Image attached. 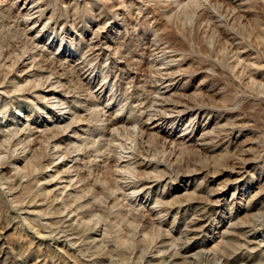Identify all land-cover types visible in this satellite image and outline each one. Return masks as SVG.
Wrapping results in <instances>:
<instances>
[{
	"label": "rangeland",
	"instance_id": "obj_1",
	"mask_svg": "<svg viewBox=\"0 0 264 264\" xmlns=\"http://www.w3.org/2000/svg\"><path fill=\"white\" fill-rule=\"evenodd\" d=\"M240 1L0 0V264H264V0Z\"/></svg>",
	"mask_w": 264,
	"mask_h": 264
},
{
	"label": "bare ground",
	"instance_id": "obj_2",
	"mask_svg": "<svg viewBox=\"0 0 264 264\" xmlns=\"http://www.w3.org/2000/svg\"><path fill=\"white\" fill-rule=\"evenodd\" d=\"M224 2L227 3H233V1H238L240 4V0H222ZM235 3V2H234ZM233 5V4H232ZM23 9L27 10L28 7H27V3L25 2L24 5H23ZM33 10V9H32ZM99 44V43H98ZM178 82V79L175 78L174 80H171V79H167L165 80V87H170L172 84L174 83H177ZM50 85H47L45 89V97H47L48 101L49 102H52L51 100L53 99L54 95H55V92L54 90L49 87ZM46 107V106H45ZM185 107L183 104H180V105H175V106H172V108L174 109L173 111H178V112H181V109ZM183 111V110H182ZM177 115V114H176ZM182 115V114H181ZM150 124V128L152 129H159L160 128V123L157 122V120H153ZM164 124V123H163ZM189 127V126H188ZM183 140V139H182ZM199 143V142H198ZM242 158V157H241ZM234 169V168H233ZM240 170V169H239ZM230 179H229V183H227L225 186H228V184L230 185H235V184H238L239 182L242 181V176L240 174V171L238 170H234L232 171V174L230 175ZM224 185L222 187H217L212 193V196H213V199H215L214 202H218V203H221L222 200H223V196H224V192H223V189L225 187ZM264 188V187H262ZM226 189V188H225ZM261 192V191H259ZM264 193V192H263ZM235 194H233L232 196H234ZM231 219V218H230ZM256 222L257 221H262V215L261 214H257L256 215V218H255ZM233 221V220H232ZM257 226V225H256ZM261 231V228H251L250 230V242L252 244H254V246L256 247H259V248H262L264 247V237L263 236H256L258 233L257 232H260ZM219 232V231H218ZM254 232V233H253ZM185 254V253H184ZM203 261V260H202ZM216 262V261H215ZM196 264V263H195Z\"/></svg>",
	"mask_w": 264,
	"mask_h": 264
}]
</instances>
